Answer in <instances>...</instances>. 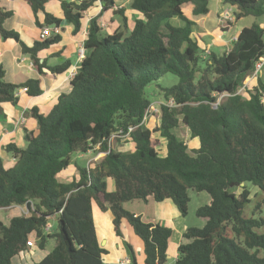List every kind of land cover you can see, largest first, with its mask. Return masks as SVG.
Returning a JSON list of instances; mask_svg holds the SVG:
<instances>
[{"label":"trees","instance_id":"16d2710c","mask_svg":"<svg viewBox=\"0 0 264 264\" xmlns=\"http://www.w3.org/2000/svg\"><path fill=\"white\" fill-rule=\"evenodd\" d=\"M26 1L35 16L44 12L43 24L36 18L40 28L60 26L63 19L45 11L49 0ZM101 1L102 9L89 20L84 57L71 79V91L61 93L47 114L37 107L30 110L38 130L25 131V147L6 145L16 159L12 166L6 167L0 157V209L27 205L30 210L8 224L0 222V264H16L14 257L27 249L32 233L41 249L54 240L48 254L34 264H106L103 255L108 251L97 236L95 206L110 211L117 236H124L123 221L133 228L144 243L145 264H166L173 229L145 221L124 203L172 199L186 216L189 190L207 192L211 201L196 211L205 219L204 226H190L183 233L175 264H264V232L257 230L264 218L255 216L264 208V197L252 216L245 214L251 186L264 193V81L258 79L246 93L239 92L264 55V20L243 27L231 48L203 55L204 49L192 37L196 23L184 8L189 5L193 15H206L210 0H130V7L140 14L132 27L120 7L125 0ZM60 2L64 19L76 34L96 0ZM221 2L237 8V19L264 16V0ZM108 12L123 18L111 31L102 25ZM12 14L0 7L2 37L18 41L40 73L44 68L65 71L66 65L51 66L38 57L60 35L28 46L16 31L3 27ZM174 18L184 24L171 23ZM169 73L178 82L163 86L159 81ZM153 83L165 101L155 130L143 123L153 103L146 89ZM23 86L30 95L43 90L39 79ZM19 88L5 81L0 67V114L4 102L18 103ZM180 120L199 140L192 153L173 131ZM154 132L165 138L164 152ZM113 135L129 136L134 148L114 150ZM93 151L105 156L94 165L75 162L77 177L58 179L74 156ZM125 246L133 264H138L132 244L125 241Z\"/></svg>","mask_w":264,"mask_h":264},{"label":"crops","instance_id":"0c3cea01","mask_svg":"<svg viewBox=\"0 0 264 264\" xmlns=\"http://www.w3.org/2000/svg\"><path fill=\"white\" fill-rule=\"evenodd\" d=\"M71 1L79 3L80 0ZM0 7L5 11L13 12L10 17L4 20V29L16 31L21 40L28 46H32L37 40H43L41 32L44 28L42 29L37 25L36 18L43 24L45 20L44 12L39 11L35 16L26 0H0ZM45 11L63 19V21L60 24V40L50 45L49 48L41 50L38 53V57L40 62L46 59L48 65L51 66L66 65L67 68L63 72L53 73L48 68H44L43 72L40 73L30 56L22 52L20 43L14 39H5L0 33V67L4 70V79L7 82L20 85L17 91L18 103L4 102L2 104L3 112L0 114V157L4 160L6 167L12 166L16 161L15 157L7 152L6 145L15 143L19 147H25L27 144L25 131L36 132L38 130V123L31 116L30 110L37 107L40 112L47 114L57 102L61 93L70 92L72 88V73H76L83 59L80 57L79 51L81 44L87 37V35L83 34V28L88 23L86 15L82 29L74 34L73 25L64 19L60 0H49L45 4ZM52 27L50 26L49 28ZM30 79L40 80V85L43 89L41 94L30 95L27 90H24L25 86L23 84ZM260 80L264 81V78L262 79L260 76ZM253 84L255 82H252L251 85ZM77 175L73 177H77ZM110 186L112 188L113 182L110 183ZM25 206L13 205L1 208L0 222L8 224L12 217L21 215L20 208ZM124 207L132 213L140 215L147 222L162 223L173 229L168 248V260H172L173 264H175L178 256V246L184 241L183 233L188 226L185 224L183 216L174 201L166 199L159 202L149 197L147 200L127 201L124 203ZM13 209H16L15 215L11 213ZM93 217L98 239L108 251L103 255V260L106 264H118L119 260L130 258L125 241L130 242L135 249L137 263L140 264L142 262L145 264L144 243L126 221L122 223L124 236L120 237L114 231L109 210L104 211L95 206ZM203 220L205 222V219ZM176 234L179 239L173 240ZM29 237L34 240L36 238L34 233ZM49 251L48 247L41 249L38 245L27 246L25 251L14 257V262L16 264H34L44 258Z\"/></svg>","mask_w":264,"mask_h":264},{"label":"rangeland","instance_id":"374dc122","mask_svg":"<svg viewBox=\"0 0 264 264\" xmlns=\"http://www.w3.org/2000/svg\"><path fill=\"white\" fill-rule=\"evenodd\" d=\"M120 7L125 8V14L127 15L130 26L132 27L133 21L135 18L139 17V12L133 10L130 7V0H125L120 2ZM210 11L206 15H199L195 16L192 14L191 6H185L184 10L188 17L192 19L196 24L193 26L192 37L198 41L200 47L204 49L203 55L208 52V50L212 51L215 50L218 53L224 52L226 49L231 48L232 39L236 37V35L241 31L243 27L250 26L255 20L263 21V17H254V16H243L240 19H237L235 16V12L237 8L235 6H231L228 4H224L221 0H210L209 3ZM102 9V1L96 0L95 5L91 7L89 10L86 11V21L89 23V20L95 16L100 10ZM113 19L114 21H111ZM88 23H86L85 27L83 28V34L87 35V28ZM123 23V18L121 15L111 14L110 12L106 14L102 25L107 27L110 31L115 29L118 24ZM171 23L175 25H183L184 22L179 18H174ZM264 78V68L262 69L259 79ZM178 82V77L174 74H167L165 75L159 83L163 86H171ZM257 81L255 82V84ZM147 96L153 100V104L150 106V111L147 112V118L143 119V123L145 122L146 126L149 129L155 130L156 126H159L160 123V116H161V109L160 104L164 103V99L161 95L158 94L159 88L158 86L153 83L148 85L147 89ZM170 102V101H169ZM174 104V102L172 101ZM182 140H184L187 145L189 151L192 153L193 149L199 146L198 138H192L190 135V131L187 126L180 120V124L177 128L173 130ZM154 137L159 138L162 142V152L165 151V138L160 136V132H154ZM110 145L114 150L121 151V150H130L134 148L133 141L129 138V136H118L113 135L110 140ZM105 156V152H88L86 154H82L80 156H74L73 164L68 167V170L62 171L58 175V179L61 181H69L72 179L73 176L77 175L78 171L75 167V162L79 163L83 166L94 165L96 162L100 161ZM251 198L252 200L246 205L245 207V214L247 216H252L253 208L255 207L257 201L264 197V193L262 190L255 186H251ZM239 192L240 190L237 188L235 190ZM190 195V203L188 208V214L183 216L185 224L188 227L190 226H197L202 227L204 226L205 222L203 218L198 217L196 215V211L199 207L206 205L210 202V196L207 192H198L195 190H189ZM16 209L11 210V213L15 215ZM20 213L28 215L30 214L27 211V207L20 208ZM256 217L264 218V208L262 211L255 213ZM259 232H264V225L261 228L257 229ZM179 236L176 234L173 237V240H178ZM38 239L35 238V245L38 244ZM54 245V240L50 241L48 244V248L51 249ZM39 247V246H38ZM40 248V247H39ZM264 256V251L261 253ZM140 264H143L142 262ZM166 264H173L172 260H168Z\"/></svg>","mask_w":264,"mask_h":264},{"label":"built area","instance_id":"2783aa9c","mask_svg":"<svg viewBox=\"0 0 264 264\" xmlns=\"http://www.w3.org/2000/svg\"><path fill=\"white\" fill-rule=\"evenodd\" d=\"M262 26L264 27V21L262 23ZM60 31H61L60 26H53L52 28H49V27L48 28H44L42 30V32H41V38L42 39H46L48 37H53V36L59 34ZM83 43L81 44L80 51H79L80 57H82V58L84 57V52H85ZM263 68H264V55L261 56V58L255 63V66H254V69H253V73L251 74L250 77H248L245 80L244 85L239 90V92L246 93V91L248 90V88L251 87L252 82H256L259 79V75H260V73H261V71H262ZM74 74L75 73H72V77L74 76ZM24 90H27V87H24ZM263 101H264V96H263ZM169 105H173L172 100H170ZM148 110L150 111V108ZM147 113L148 112H146V115L144 117L145 120L147 118ZM26 207H27V205H26ZM27 211H29V213H30V210H29L28 207H27ZM51 227H52V224L49 223L47 225V227H46V230L47 231H50ZM27 246L28 247L35 246V240L32 237H29V239L27 241ZM118 264H133V262H132V260L130 258H124V259L119 260L118 261Z\"/></svg>","mask_w":264,"mask_h":264}]
</instances>
